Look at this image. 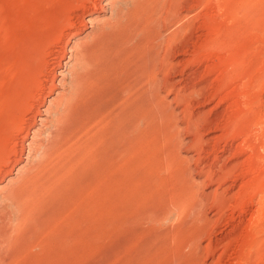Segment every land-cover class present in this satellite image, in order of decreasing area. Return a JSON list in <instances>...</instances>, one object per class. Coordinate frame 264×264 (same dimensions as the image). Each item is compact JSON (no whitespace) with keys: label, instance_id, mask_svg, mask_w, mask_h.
Here are the masks:
<instances>
[{"label":"rangeland","instance_id":"374dc122","mask_svg":"<svg viewBox=\"0 0 264 264\" xmlns=\"http://www.w3.org/2000/svg\"><path fill=\"white\" fill-rule=\"evenodd\" d=\"M77 1L80 0H0L2 142L5 128L22 121L25 114L17 106L20 101L24 106L32 102L29 87L35 79L43 78L38 73L40 63L50 59L56 48L51 43L53 37L64 29L69 15L74 21ZM113 2V7L104 11L98 9L97 1L96 5L87 3L92 16H96L88 25L92 30L86 28L72 42L77 38L79 43L88 41L85 32L97 28L99 32L102 27L105 31L112 27H116L115 31L131 30L133 37L127 48L140 44L146 49L150 45L158 67L167 55L173 62L168 76L172 88L159 87L152 91L159 94L148 109H140L133 117L123 116L122 111L133 101L123 95L128 87L120 89L133 81L132 89L143 85L146 78L139 69L146 54L141 51L143 55H132L126 67L122 59L127 56L118 54L122 62L102 78L100 88H83L79 97L71 80L74 63L70 61L63 81L57 85L65 93L63 101L52 108L48 125L41 130L46 150L52 151L46 156L48 151L43 148L33 151L27 157L32 169L27 167L30 173H22L32 174L34 180L27 185V192L32 193L29 199L38 193L45 200L46 193L48 202L36 195V203L47 205L43 204L44 211H38L41 214L36 211L38 205L34 206L37 213L29 211L27 219L24 217L31 223L23 219L21 223L19 206L0 196V236L5 239L0 237V264H264V0H226L220 12L202 7L197 0L188 1L204 17L195 21L190 30L186 23L189 21L184 22L181 16L171 21L166 14L168 0H156L147 10L154 24L152 30L133 16L136 0ZM196 26H201L198 32L193 28ZM77 28L71 31L79 32ZM197 34L201 37L197 38ZM165 68L166 64L157 72L161 79L166 77ZM134 72L138 79L129 82L136 76ZM238 91L244 92L242 96H236ZM114 94H120L119 100H112ZM96 96L99 101H95L103 100L104 104L93 106L90 120L78 122L84 124L69 138L50 140L48 133L56 124L62 125L56 118L66 100L80 98L84 103L78 109L81 110L92 101L88 97ZM126 122L133 128L126 127ZM122 126V133H117ZM110 127L120 134L118 138L124 131L128 133L124 132V139L118 142ZM105 131L109 137L102 134ZM107 137L112 141L117 138L114 145L112 141L111 146L108 144ZM58 140L63 141V146ZM250 140H254L253 148L248 147ZM117 145L124 151L116 149ZM102 152H108V159L104 160ZM254 154L259 157L256 159Z\"/></svg>","mask_w":264,"mask_h":264},{"label":"bare ground","instance_id":"6f19581e","mask_svg":"<svg viewBox=\"0 0 264 264\" xmlns=\"http://www.w3.org/2000/svg\"><path fill=\"white\" fill-rule=\"evenodd\" d=\"M96 1H97V5H96ZM113 1L115 0H109V1H102V0H80V1H77V3H75L74 5V8H73V18H74V21H70V15L68 17V19L65 20V24H63V28L64 29H61L59 30V32L57 34H55V36L53 37L54 38V41L51 42L52 45H55V49L53 50L52 49V54H51V57L50 59L47 61L45 59V61L43 63H40V66L41 68H39V74H42L43 78H40L41 80H35L31 83L29 89L30 91L28 92H31L30 93V96L31 97L29 105L28 106H24L25 104H23L20 99L19 101L23 104V106H21L22 104H18L17 106V109L19 110L20 108V113L22 114H25L22 121L19 122L20 120L18 121H14L12 118H10L11 120H13V124L11 126L8 125L4 132V138H3V142L2 140H0L2 142V146H0V196L3 195V197H5L6 199H12L10 202H13L14 205L16 206H19V213L21 214V220L20 222L22 223V219L25 220L24 223H26V217H28V212L30 211V213L33 214V210H35L36 208V205H38V208H36L37 212L41 211L44 209V205H47L46 203L48 202V200H46V193L44 195V199H41L43 197H40L42 196V194H36L35 195H32V197L29 199L30 195L32 193H29L27 192V185H29V183L33 180V178H31V175H29V170H31V166H29L27 164V157L29 154L33 153V151H35L36 149H40V148H43V151L46 150V143H43L42 142V138H41V130L42 128L45 126V125H48V116H49V113H51V110L53 107L59 105L61 103V99L64 98V94L62 89L58 88V83H61L63 81V78H64V70H66L68 68V64L70 63V61H73L74 65H73V68H72V71H71V80L73 81V87L74 89H77V96L79 97L78 95V92L79 90H82L83 88H89L90 87H94V86H98L100 85L101 81H103V77H106V75L108 76V74L110 75L112 73V70L114 67H116L117 65V62H125V64H128L127 61L130 59L129 57H131L132 55H134L135 57L137 56V54L139 55L138 52L141 53V51L144 52V54H146V59L143 60V66L141 67V69H139V71H142L141 74L145 75L143 76L144 78V83L143 81H139L140 83H143V85L141 87H138L136 90L130 88L132 86V83L131 82L132 80H135L134 78L136 77L137 78V75L136 72H139V71H136L134 72L133 74H136L133 75L134 77L131 78V80L128 78V80H130L129 82H131L130 86H123L121 87L120 91L124 90L126 87V90L123 91V95L124 94H127V99L131 101H135L134 103L131 102L132 104L126 108V109H122V113L121 115H125V116H128V117H133V115L135 116V114L138 113V111H140V109H142V111L146 110L149 108V106L151 105V103L156 99V97L158 96L157 93L159 94V92L157 91L156 94H151L152 91H156L159 89V87H164V88H172V85H173V82H171V80H169L168 76H169V69L173 68V62L171 63L166 57L168 56H164L165 58H163L161 61H159L160 63V68L161 67H164L165 64H166V73H165V76L163 79L159 78L157 76V72L159 70V67H158V63L157 61H155V56H151L152 54V51H153V46L151 47L150 45L147 46V43H146V49L144 48H141V46L139 47L140 44H135L133 46H129L130 48H127V43L129 42L130 39H132L133 35H132V32H128V31H125V30H118V31H115L114 29H116V27L114 29H109L110 31H108V29L105 31V30H102L103 27L101 28L100 32L98 31L99 28H97L96 30L97 31H90L92 30V25L91 27L88 26L89 23L91 21H93L94 19H96V16H92L93 13L90 12L91 11V8L89 5H87V3H92L93 5H96L98 7V9H100V11H104L108 8H110L111 6L113 7ZM135 1V0H133ZM158 1V0H157ZM161 1V0H160ZM188 1H193V0H168V8H167V11H166V14H168L170 17H173L175 16V19L176 17H179L181 16L183 19H184V22L185 21H189V22H186V23H189V25L187 24L188 26V30H190L192 28V26H194V22L195 21H198L199 20H202L204 19V17H202V14L200 12H196L195 11V6L192 4V3H189ZM199 2V4H201L202 7H210V8H213L214 10H216L217 12H220L223 8H224V4L226 2V0H197ZM165 2V0H164ZM163 2V3H164ZM156 3V0H136V4L134 3L133 5V10H131L133 16H137L138 19L142 22H138V23H142L144 25V27L146 29H153L154 27V24L152 23V20H151V17L148 15V12L147 10L152 7V5H154ZM164 3V4H166ZM115 6V5H114ZM158 6V5H157ZM167 6V5H166ZM83 9H85L86 11L84 12ZM90 9V10H89ZM198 9V8H197ZM230 9V8H229ZM231 11H233L232 9H230ZM76 11H79L77 13H75ZM82 11V12H81ZM230 11V12H231ZM232 13V12H231ZM235 13V12H234ZM237 13V12H236ZM151 15V14H150ZM234 15V14H233ZM208 16V15H207ZM217 16V15H216ZM202 17V19H201ZM206 17V16H205ZM214 17V16H213ZM235 17V16H234ZM207 18V17H206ZM216 18V17H215ZM128 19V18H126ZM131 19V18H130ZM134 19V18H132ZM166 19H168L166 17ZM208 19V18H207ZM213 19V18H212ZM229 19V18H228ZM179 20V19H178ZM210 20V19H209ZM235 20V19H234ZM117 21V20H116ZM120 21V20H119ZM168 21V20H167ZM171 21H174L171 20ZM213 23H214V19L212 20ZM222 21V20H221ZM106 22V21H105ZM128 22V21H127ZM177 22V20H176ZM206 22V21H205ZM217 22V21H216ZM215 22V23H216ZM93 23V22H92ZM180 23V22H179ZM178 23V24H179ZM196 23V22H195ZM208 23V21H207ZM91 24V23H90ZM107 24V23H106ZM137 24V23H136ZM193 24V25H192ZM204 24V23H203ZM212 25V23H209ZM219 23L217 22V25ZM67 28H66V26ZM109 25V24H107ZM123 25L120 23V26ZM135 25V24H134ZM163 25V23H162ZM170 25V24H169ZM184 25V24H183ZM75 26H77V31H71L72 28H75ZM115 26V24H114ZM124 26V25H123ZM136 26V25H135ZM178 26V25H177ZM213 26V25H212ZM90 28L89 31L85 32V37L87 38L88 37V41H85V42H77L76 40L78 39H74L73 42H72V38L75 37V36H79L81 33H83L84 31H86L85 29L86 28ZM106 27V26H105ZM108 27V26H107ZM134 27V26H133ZM132 27V28H133ZM164 27V26H163ZM211 27V26H210ZM216 27V26H214ZM121 28V27H120ZM123 28V27H122ZM129 28V27H128ZM138 28V27H137ZM176 28V27H175ZM194 29L197 30V32L199 31L198 29L201 28V26H196V27H193ZM217 28V27H216ZM130 29V28H129ZM141 29V28H140ZM75 30V29H74ZM136 31V28L134 29ZM150 30V31H151ZM171 30V29H170ZM169 30V31H170ZM180 30V28L178 29ZM139 31V30H138ZM165 31H168V30H165ZM99 32V33H98ZM140 32V31H139ZM158 32V31H157ZM188 32V31H187ZM193 32V30H192ZM195 32V31H194ZM136 35V34H134ZM143 36V35H142ZM162 37V35L158 32V37ZM165 36V35H163ZM195 36V35H194ZM153 37V36H152ZM157 37V38H158ZM180 37V36H179ZM197 38H200L201 35L197 34L196 35ZM210 38V37H209ZM142 39V38H141ZM155 39V38H154ZM153 39V40H154ZM161 39V38H160ZM179 39V38H178ZM186 39V38H185ZM202 39V38H201ZM203 40V39H202ZM158 42V40H156ZM68 42L69 43H72L73 45L71 46H68ZM147 42V41H146ZM203 42V41H202ZM150 44V43H149ZM155 44V43H154ZM130 45V44H128ZM156 45V44H155ZM182 45V44H181ZM170 46V45H169ZM143 47V46H142ZM174 47V46H173ZM202 48V47H201ZM44 49V48H43ZM143 49V50H142ZM46 50V48H45ZM175 50V49H174ZM167 51V50H166ZM48 52V51H47ZM50 53V52H49ZM121 53L125 54L127 56V58L125 59H121L118 61L117 59V55ZM151 53V54H150ZM217 53V52H216ZM142 54V53H141ZM143 55V54H142ZM153 55V54H152ZM165 55V53H164ZM46 56V55H45ZM192 56V55H191ZM133 57V56H132ZM139 57V56H138ZM170 57V56H169ZM129 58V59H128ZM159 58V57H157ZM49 62V63H48ZM182 62V61H181ZM157 63V64H156ZM176 63H179L178 61ZM121 64V63H120ZM122 65V64H121ZM129 65V64H128ZM127 65V66H128ZM232 65V64H231ZM122 67V66H121ZM126 67V65H125ZM118 68V67H117ZM128 68V67H127ZM131 68V67H130ZM133 69V67H132ZM135 69V68H134ZM137 69V67H136ZM135 69V70H136ZM69 70V69H68ZM128 70V69H126ZM134 70V71H135ZM130 71V69H129ZM127 71V72H129ZM133 72V71H131ZM37 73V74H38ZM131 74V73H129ZM128 74V75H129ZM115 75V74H114ZM132 75V74H131ZM130 75V76H131ZM139 75H140V72H139ZM41 76V75H40ZM141 77V75H140ZM39 78V77H38ZM138 79V78H137ZM136 79V80H137ZM141 79V78H140ZM127 80V81H128ZM122 81H125V79H122ZM128 82V83H129ZM137 83V84H140V83ZM179 82V81H178ZM177 82V83H178ZM242 83V82H241ZM97 84V85H96ZM127 84V83H126ZM136 84V82H135ZM62 85V84H60ZM129 85V84H128ZM134 85V84H133ZM135 86V85H134ZM133 86V87H134ZM137 86H140V85H137ZM135 86V87H137ZM99 87V86H98ZM111 87V86H110ZM146 87V88H145ZM239 87V86H238ZM248 87V86H247ZM100 88V87H99ZM145 88V90L143 89ZM142 90V91H137V90ZM85 90V89H84ZM83 90V91H84ZM91 90V88H90ZM96 90V89H95ZM171 90V89H170ZM120 91H117L120 92ZM148 91H150V93L148 94ZM27 92V93H28ZM90 92V91H89ZM88 92V93H89ZM236 92V91H235ZM91 93H95L93 92V90L91 91ZM116 93V92H115ZM242 93L244 92H237L238 95L236 96H239L241 95L242 96ZM246 93V92H245ZM76 95V94H75ZM244 95V94H243ZM26 96V95H24ZM23 96V97H24ZM235 96V95H234ZM240 96V97H241ZM245 96V95H244ZM243 96V97H244ZM247 96V94H246ZM21 97V98H23ZM78 97H74L73 99V102L72 101H69L66 100L64 102V105L62 106V109L61 111H59L58 113V117L56 118L58 122L62 123V125L60 126L59 124H56L58 125L53 131L49 132L48 134H50V140H56L57 138L60 139V137H63L65 136V138H69L68 135L72 132L74 133L75 129L77 128H81V123L80 125L78 124V122L80 121H87V119H89L90 117V114L92 109H93V106H95L97 103L100 104V103H103L104 104V101L103 102H96V101H99L97 99V96L94 97V98H87L89 100H92L90 103H88V105H86V107L84 106L81 110H78L80 108L81 105H84V103L82 102V100L80 101V98ZM120 94L116 95L114 94L113 96H111L112 100H119L120 98ZM123 97V96H122ZM28 98V97H27ZM145 98V100H144ZM25 99V98H24ZM77 99V100H76ZM105 99V98H103ZM223 99V98H222ZM238 99H240L238 97ZM246 99V97L244 98V100ZM253 99V98H251ZM22 100V99H21ZM72 100V99H71ZM96 100V101H95ZM122 100V99H121ZM226 100V99H225ZM241 100V99H240ZM239 100V101H240ZM243 100V98H242ZM235 101V100H234ZM238 101V100H237ZM23 102L25 103L26 101L23 100ZM60 102V103H59ZM72 102V103H71ZM82 102V103H81ZM113 102V101H111ZM124 102V101H123ZM122 102V103H123ZM244 102H247V101H244ZM244 102H241V103H244ZM59 103V104H58ZM219 103V102H218ZM221 103V102H220ZM239 103V102H238ZM237 103V104H238ZM240 103V104H241ZM28 104V103H26ZM80 104V105H79ZM86 104V103H85ZM97 104V105H98ZM245 104V103H244ZM243 104V105H244ZM128 105V104H126ZM246 105V104H245ZM123 106V105H122ZM242 106V105H240ZM250 106V104H249ZM60 107V106H59ZM97 107V106H96ZM95 107V108H96ZM101 107V106H100ZM126 107V106H125ZM87 108V109H86ZM236 109V108H235ZM76 112H79L78 115H76L77 113ZM121 112V111H120ZM18 113V111L16 112ZM19 113V114H20ZM15 114V112H14ZM20 114V115H22ZM237 115V114H236ZM11 116V115H10ZM18 117V115H17ZM16 117V118H17ZM14 118V117H13ZM19 118V117H18ZM228 118V117H227ZM234 118V117H233ZM55 119V120H56ZM131 119V118H129ZM136 119V118H135ZM134 119V120H135ZM10 120V121H11ZM90 120V119H89ZM116 120V119H115ZM120 120V118H119ZM256 120V119H255ZM56 121V122H57ZM130 121V120H128ZM136 121V120H135ZM9 122V120H8ZM7 122V123H8ZM114 122V121H113ZM117 122V121H115ZM121 122V120H120ZM263 122V121H261ZM9 123H12L9 122ZM125 123V122H124ZM133 123V122H132ZM131 123V124H132ZM167 123V122H166ZM252 123V122H251ZM84 124V123H83ZM120 124H123V123H120ZM119 124V125H120ZM127 124V122H126ZM218 124V123H217ZM119 125H117L116 127H118ZM129 124L126 125V127L128 126ZM264 125V124H263ZM113 126V125H112ZM121 126V125H120ZM133 126V125H132ZM132 126H128V127H132ZM228 126V125H227ZM46 127V126H45ZM83 127V126H82ZM124 126L121 127V129H117V131L119 130V132L115 131L113 127H110V128H113V133L114 135L116 134L115 132L117 133H122L121 130ZM133 128V127H132ZM263 128V127H261ZM85 129V128H84ZM129 129V128H128ZM260 129V128H259ZM81 130V129H80ZM79 130V131H80ZM83 130V129H82ZM191 130V129H190ZM243 130V129H242ZM264 130V129H263ZM262 130V131H263ZM3 131V130H2ZM74 131V132H73ZM123 131V130H122ZM137 131V130H136ZM244 131V130H243ZM112 133V131H110ZM125 132V131H124ZM123 132V135H126L124 134ZM188 133V132H187ZM245 133V132H244ZM243 133V134H244ZM261 133V131H260ZM103 135H107V132H103L102 133ZM120 134H116V137H120V136H117V135H120ZM242 134V133H241ZM263 134V135H262ZM260 135H262V140H264V133H262ZM113 135V136H114ZM121 135V138L122 136ZM195 135V134H193ZM219 135V134H218ZM224 135V134H223ZM253 135V134H252ZM221 136V135H220ZM101 137V136H100ZM100 137H98V139H100ZM106 137V136H105ZM109 137V136H108ZM107 137V138H108ZM234 137V136H233ZM251 137V136H250ZM104 138V137H102ZM101 138V139H102ZM112 138V136H111ZM115 138V139H117ZM121 138H118V142H121L119 141V139L121 140ZM129 138V137H128ZM249 138V137H248ZM63 140V138H61ZM105 139V138H104ZM109 139V138H108ZM115 139L113 138V141L111 139H109L107 142H109L108 144L110 145L111 141L113 142V145L114 143L116 142ZM124 139V138H122ZM200 139V138H199ZM228 139V138H227ZM251 139V138H250ZM253 139V138H252ZM257 139L256 137L254 138V140ZM52 140V141H53ZM62 140H58L59 143H63ZM69 140V139H68ZM92 140V139H91ZM245 140V138L243 139V141ZM253 140V142H254ZM123 141H127V140H123ZM214 141V140H213ZM257 141H261L260 138H258ZM57 142V140L55 141ZM69 142V141H68ZM66 142V143H68ZM92 142V141H91ZM102 142L103 140H101V145H102ZM106 142V140H105ZM105 142L103 144H105ZM106 142V144H107ZM246 142V143H245ZM248 144V147L249 148H253V142L252 140H250ZM54 143V142H51V144ZM65 143V144H66ZM245 144L248 143V140H245L244 141ZM259 143V142H258ZM261 143V142H260ZM56 144V143H55ZM92 144V143H91ZM105 144V145H106ZM118 144V143H116ZM115 144V145H116ZM204 144V143H203ZM202 144V145H203ZM255 144H256V141H255ZM63 146V144H61ZM60 145V146H61ZM242 145V144H241ZM51 146V145H50ZM48 145L47 148H50ZM54 146V144L52 145V147ZM98 146V144H97ZM111 146V145H110ZM118 146V145H117ZM244 146V145H243ZM242 146V147H243ZM256 146V145H255ZM264 147V145H261ZM103 147V146H102ZM101 147V148H102ZM241 147V148H242ZM259 147V146H258ZM258 147H255L256 149L259 150ZM262 147V149H263ZM56 148V147H54ZM106 147H103L102 149H104ZM112 148L114 149V146H112ZM115 148H120L119 146ZM38 149V151H39ZM96 149V148H95ZM99 149H100V146H99ZM109 149V148H108ZM123 148L121 147L119 150L120 151H124L122 150ZM255 149V150H256ZM111 150V149H110ZM109 150V152H110ZM254 150V149H252ZM254 150V151H255ZM26 151V152H25ZM48 151V153H45L44 156H46V154H49V151L51 152V150H46ZM103 151V150H102ZM106 151V150H104ZM103 151V152H104ZM117 151V150H115ZM114 151V153H115ZM242 151V150H241ZM98 152V151H97ZM102 152V157L104 158L105 156V153H107L108 157H109V154L108 152H105L103 154ZM243 152V151H242ZM257 151H255V154H256ZM24 153H26L27 155L23 156ZM44 153V152H43ZM42 153V155H43ZM100 153V152H99ZM111 153V152H110ZM121 153V152H120ZM119 153V154H120ZM124 153V152H123ZM198 153V152H197ZM249 153V152H248ZM251 154V153H250ZM254 154V155H255ZM104 155V156H103ZM106 155V156H107ZM115 155V154H114ZM116 155H118L116 153ZM258 155V154H257ZM261 155V154H260ZM104 158L105 159H108V157ZM121 156V155H120ZM253 156V155H251ZM101 157V158H102ZM178 157V156H177ZM253 157H256L253 156ZM259 157V156H258ZM256 157V159L258 158ZM264 157V156H263ZM262 157V158H263ZM100 158V159H101ZM102 158V159H103ZM116 158V156H115ZM29 159V158H28ZM118 159V157L116 158ZM97 160V159H96ZM122 160V159H121ZM108 161V160H107ZM115 161V160H114ZM263 161V160H261ZM259 162V161H258ZM97 163H98V160H97ZM264 163V162H262ZM27 167H29V170H27ZM31 168V169H30ZM230 169V168H229ZM28 171L26 175H22L23 172L25 171ZM221 170V169H220ZM33 171V170H32ZM99 172V171H98ZM32 173V172H31ZM213 173V172H212ZM24 174V173H23ZM135 174V173H134ZM28 175L30 176L28 178ZM34 176V175H33ZM32 176V177H33ZM35 178V177H34ZM124 178V177H123ZM223 178V177H222ZM30 181H29V180ZM85 180V179H84ZM29 181V182H28ZM28 183V184H27ZM25 193H24V192ZM32 192V191H31ZM28 193V195H27ZM34 193V192H33ZM48 194V193H47ZM193 194V193H192ZM36 195L40 197V200H43V201H46V203H43L42 201H39L38 204L36 203L38 201V199L36 198ZM49 197V195H48ZM47 197V198H48ZM1 198V197H0ZM65 199V198H64ZM4 202V201H3ZM36 203V204H35ZM62 203V202H61ZM44 204V205H43ZM259 204V202H258ZM35 206L34 209H32L31 207ZM190 206V205H189ZM47 208V207H46ZM45 208V209H46ZM32 209V210H30ZM123 209V208H122ZM2 210V209H1ZM58 210V209H57ZM64 210V209H62ZM18 211V210H17ZM33 211V212H31ZM34 212L37 213V212ZM44 211V210H43ZM38 212V213H39ZM262 212V211H261ZM53 213V212H51ZM118 213V212H117ZM3 214V213H2ZM33 214V215H34ZM41 214V213H39ZM38 214V216H39ZM262 214V213H261ZM1 215V214H0ZM19 215V214H17ZM27 215V216H25ZM37 216V214L35 215ZM37 216V217H38ZM46 216V215H45ZM6 217V216H5ZM18 217V216H16ZM26 219H25V218ZM34 217V216H33ZM31 217V221H32V218ZM37 217H34V219L36 220ZM54 218V217H53ZM19 219V218H17ZM29 219V218H28ZM5 220V218H4ZM3 220V221H4ZM39 220V219H37ZM36 220V221H37ZM207 220V219H206ZM2 221V220H1ZM10 221V220H9ZM19 221V220H18ZM16 221V223L18 222ZM35 221V222H36ZM30 221H28L27 223H29ZM31 223V222H30ZM20 224V223H19ZM19 224H15V225H18ZM21 225V224H20ZM51 225V224H50ZM1 226V225H0ZM24 226V225H23ZM22 226V227H23ZM254 226V225H253ZM257 226V225H256ZM262 226V225H261ZM15 231V230H14ZM24 233V231H23ZM5 234V233H4ZM178 234V233H177ZM2 235V233L0 234ZM21 236V235H20ZM1 237V236H0ZM4 236H2L1 238H3ZM24 238V237H23ZM4 239V238H3ZM5 240V239H4ZM20 240V239H19ZM259 240V239H258ZM11 241V240H10ZM22 241V240H21ZM9 242V241H7ZM10 243V242H9ZM12 243H14L12 241ZM11 243V244H12ZM17 243V242H16ZM262 243V242H261ZM235 244V243H234ZM21 245V244H20ZM7 246V245H6ZM22 246V245H21ZM10 248V247H9ZM21 248V247H20ZM12 249V247H11ZM10 250V249H9ZM14 250V249H13ZM256 260V259H255ZM0 261H2V258L0 259Z\"/></svg>","mask_w":264,"mask_h":264}]
</instances>
